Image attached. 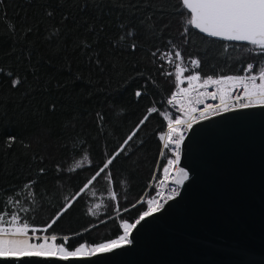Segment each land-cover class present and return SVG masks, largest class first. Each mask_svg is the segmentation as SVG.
<instances>
[{"label":"trees","instance_id":"16d2710c","mask_svg":"<svg viewBox=\"0 0 264 264\" xmlns=\"http://www.w3.org/2000/svg\"><path fill=\"white\" fill-rule=\"evenodd\" d=\"M183 11L179 0H0V215L6 221L18 214L30 229H44L153 107L110 166L113 182H94L46 234L58 242L71 237L70 247L103 242L157 198L171 159L170 149L159 161L158 155L175 86V65L160 54L175 46L186 75L202 77L242 76L248 63L257 65L255 72L264 66L252 46L200 34ZM193 58L201 61L197 69ZM78 162L83 167L75 168Z\"/></svg>","mask_w":264,"mask_h":264},{"label":"water","instance_id":"95a60500","mask_svg":"<svg viewBox=\"0 0 264 264\" xmlns=\"http://www.w3.org/2000/svg\"><path fill=\"white\" fill-rule=\"evenodd\" d=\"M179 167L189 173L180 194L134 230L132 245L69 264H264V107L194 123Z\"/></svg>","mask_w":264,"mask_h":264},{"label":"snow or ice","instance_id":"6c2138e0","mask_svg":"<svg viewBox=\"0 0 264 264\" xmlns=\"http://www.w3.org/2000/svg\"><path fill=\"white\" fill-rule=\"evenodd\" d=\"M179 6L184 10L181 12L182 16L187 13L186 24L188 26L199 30V32L209 37L220 38L224 41L244 42L252 46L256 50L257 55L264 57V0H179ZM186 34L187 28L185 29ZM128 35L131 36L132 33L129 32ZM120 39L124 38L121 37ZM131 48L135 50L136 44L133 43ZM157 52H153L152 55L156 57ZM158 58L168 64L175 65L176 91L172 93L171 99L167 103L173 106L179 105L180 111L186 117L185 119L179 117L172 119L166 116L165 118L168 121L167 132L160 136V139L164 141L163 147L171 149L174 153V159L167 161L168 166L164 168V172L168 174L175 167L176 171L173 183L177 186H182L189 179V173L184 168L179 167L181 146L185 141V136L180 130V126L186 125L191 129L193 122L196 121V117L193 114L197 111V108L190 106V100L188 106L185 105L184 100L200 88L207 89L209 86L215 85L217 86L216 91L199 92V97L207 95L212 99H216L217 93H219L220 104L206 105L204 111L200 112V118H208V113L213 109L218 114L221 105L224 106L223 110L227 111L229 110L227 99L231 98L232 93L225 85L231 82L233 88L239 86L243 90L242 95L235 97L237 101H240L239 107H264V66H260L257 72H253V69L257 68V65L248 63L246 72L249 74L244 76H220L214 78L212 75H207L202 77L197 71H193L191 74L184 76L183 73L188 72L189 67L184 64V57L175 46H173L172 51L164 52ZM190 64L193 69H197L200 67L201 61L193 58L190 60ZM160 67L163 68V64ZM162 75L170 76L172 73L165 72ZM17 83L19 81H14V86ZM185 83H187V87H182L181 85ZM135 95L140 97L142 93L137 90ZM196 103H203V101L197 98ZM156 111L157 109L155 107L148 110V114L139 122L136 130L127 136L123 141V145L100 163L93 174L79 188L76 195L71 198L69 203L62 208L61 212L44 229H30L28 223L20 222L18 214H11L10 219L7 221L4 215H0V262L22 261L26 258H41L55 259L69 264L71 261L84 260L97 255L111 253L132 245L134 230L148 217L159 213L163 209L164 204L161 203L162 200L167 202L178 196L180 194L178 187L173 188L167 196L163 192H157L159 199L156 197L148 199L146 202V210L140 212L138 218H135L131 222L129 220H122L119 225V234L115 238H110L103 242L91 245L80 243L77 246L69 247L68 241L71 239L69 236L63 237L62 242L57 243L58 237L56 235H37V233H46L48 228H51L59 216L64 211H67L82 194L86 193L94 182H98L100 178H107L110 184L113 182L110 166L124 153L125 146L133 139L136 132L139 131L140 126L148 120L149 115ZM14 139V137H10L9 141ZM9 146H11L10 143ZM83 159L88 160L87 155ZM57 167L59 169V165ZM81 167H83L82 162L76 163L75 168ZM75 168L71 170L75 171ZM40 171L43 172L44 169ZM33 183L29 182L26 187L30 188ZM110 199L113 201L118 200V195L115 191L111 192ZM95 207L100 208L101 205L97 204ZM30 231L32 235H29Z\"/></svg>","mask_w":264,"mask_h":264},{"label":"built area","instance_id":"2783aa9c","mask_svg":"<svg viewBox=\"0 0 264 264\" xmlns=\"http://www.w3.org/2000/svg\"><path fill=\"white\" fill-rule=\"evenodd\" d=\"M253 72H255L254 69H253ZM247 74H249V73L246 72V67H245L244 74L242 76L247 75ZM214 78H216V77H214ZM181 86L182 87H187V83H185V84H183ZM226 88L232 93L231 98H228L227 99V103L229 105V110H227V111L223 110L224 106L221 105L220 111H219L218 114H222V113L229 112V111H233V110L244 109V108L239 107L240 101H237L235 99L236 96L242 95V91H243L242 88H240L239 86H237L235 88H233L232 86L231 87H226ZM216 89H217V86H215V85H211L207 89L200 88L197 91H194L191 94L190 97H188V98H186L184 100V103H185L186 106H188L189 100H190L191 101L190 106L197 108L196 113L193 114L196 117V121L193 122V124L196 123V122H198V121L203 120V119L200 118V112L201 111H204L206 105H208V104H211V105H218V104H220L219 93H217L216 99H212V98L208 97L207 95H205L203 97H199V92H214V91H216ZM174 91H176L175 86L173 87V89L171 91V95H172V93ZM171 95L168 98V100L171 99ZM197 98L202 99L203 103H196ZM178 99H179V97H178ZM253 107H256V106H253ZM167 109L169 110V112L166 113L164 115V117L167 116V117L172 118V119H175L177 117H179L181 119H185L186 118L185 115H184V113L180 111L179 105L173 106V105H169L167 103ZM218 114L215 111V109H213L212 111H210L208 113V118H211V117L216 116ZM167 123H168V121L165 118V126H164L163 130L161 131L160 136L163 135V134H165L167 132ZM180 130L183 132V134L185 136L186 133H187V131L189 130V128L186 125H182V126H180ZM163 144H164V141H162L160 139V148H159L158 161L160 160V157L162 156V154L164 152V149H165L163 147ZM181 148H182V146H181ZM170 152H171L170 153L171 154V159H174V153H173V151L171 149H170ZM180 156H181V153H180ZM167 166H168V164L165 167H167ZM175 171H176V169H175V167H173L170 170V173L166 174L164 172L163 173V177L161 178V180H160V182L158 184V190H159V192H163L165 196L169 195L170 192H171V190L173 188H177L178 187V190L180 188L179 186L175 185L172 182V180L174 179ZM157 199H159V197H157ZM161 203L165 204L166 202H164L162 200Z\"/></svg>","mask_w":264,"mask_h":264},{"label":"rangeland","instance_id":"374dc122","mask_svg":"<svg viewBox=\"0 0 264 264\" xmlns=\"http://www.w3.org/2000/svg\"><path fill=\"white\" fill-rule=\"evenodd\" d=\"M184 63H185V62H184ZM183 75H184V76H187V75H186V72L183 73ZM231 86H232L231 82H229L228 84L225 85V87H231ZM161 172H162V171H161ZM29 235H32L31 231L29 232ZM37 235H53V234H46V233H44V232H38ZM57 243H60V242L57 241ZM86 244H87V243H86ZM89 245H91V244H89ZM69 247H70V246H69Z\"/></svg>","mask_w":264,"mask_h":264}]
</instances>
